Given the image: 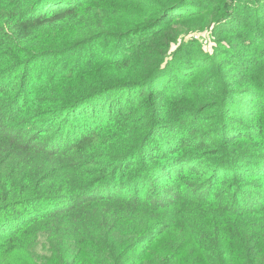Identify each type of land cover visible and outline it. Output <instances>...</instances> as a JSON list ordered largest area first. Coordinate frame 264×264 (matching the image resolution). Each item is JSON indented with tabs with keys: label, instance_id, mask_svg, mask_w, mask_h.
I'll list each match as a JSON object with an SVG mask.
<instances>
[{
	"label": "trees",
	"instance_id": "1",
	"mask_svg": "<svg viewBox=\"0 0 264 264\" xmlns=\"http://www.w3.org/2000/svg\"><path fill=\"white\" fill-rule=\"evenodd\" d=\"M241 229L264 237V0H0V255L175 264L172 231L256 264Z\"/></svg>",
	"mask_w": 264,
	"mask_h": 264
},
{
	"label": "rangeland",
	"instance_id": "2",
	"mask_svg": "<svg viewBox=\"0 0 264 264\" xmlns=\"http://www.w3.org/2000/svg\"><path fill=\"white\" fill-rule=\"evenodd\" d=\"M205 33V32H204ZM215 36V35H214ZM185 37V36H184ZM184 37H180V40H183ZM190 37H194V39H198L197 41L200 42L202 45H207V43L210 41V32H206L205 34H194ZM188 38V37H186ZM185 38V39H186ZM216 38V36H215ZM217 39V38H216ZM213 42V38L211 39V43ZM172 47H175V44H173ZM148 212V209H147ZM146 211H142L139 214H134L133 212L129 214V227L127 229H124L121 234H129L132 236V240H134L135 235H137L138 231L136 230V223L139 222L136 218L140 215H144L147 213ZM244 225V224H243ZM245 227V226H244ZM173 234H178L179 237L175 236L176 239H172V235L170 233L165 235H160L155 240L152 249L154 250V253L156 254L157 259H162V253L168 252L170 246L174 245V251H175V264H205L203 261V257L194 247L192 244L188 243V241L185 238H182L180 236V233L172 232ZM232 235H234L232 233ZM264 236V234H262ZM27 237H30V234L26 235ZM264 237H262L260 234L241 229L240 233L235 238V241L237 242V247L239 248L240 252L242 254H245L246 250H250L253 248L256 251L257 259L258 261L256 264H262V256L264 257L263 253V245L262 240ZM20 241H24L25 239L22 238ZM31 249L30 251H32ZM40 250V248L38 249ZM149 259H147L148 261ZM248 257L244 255L243 261H245L244 264H249L247 262ZM0 264H31L28 261L25 260L24 257H22V254H10L8 256L0 255Z\"/></svg>",
	"mask_w": 264,
	"mask_h": 264
}]
</instances>
